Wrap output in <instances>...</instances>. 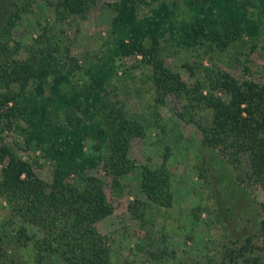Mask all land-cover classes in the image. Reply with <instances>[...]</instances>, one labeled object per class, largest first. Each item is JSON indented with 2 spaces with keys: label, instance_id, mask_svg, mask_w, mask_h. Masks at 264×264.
Listing matches in <instances>:
<instances>
[{
  "label": "trees",
  "instance_id": "trees-1",
  "mask_svg": "<svg viewBox=\"0 0 264 264\" xmlns=\"http://www.w3.org/2000/svg\"><path fill=\"white\" fill-rule=\"evenodd\" d=\"M87 1H50V22L41 25L38 37L17 57L19 42L9 44L5 35L22 5L0 0V119L19 130L26 145L39 147L51 164L50 181H45L1 142L0 195L10 207L6 220L10 223L18 217L21 224L13 227L14 232L23 244H31L41 263L108 264V248L94 223L112 205L101 178L86 170L101 159L113 177L130 170L128 138L141 133L140 124L119 114L114 128L105 127L102 107L107 103L105 85L114 58L150 54V77L157 92L190 91L158 57L167 41L188 47L204 38L222 48L243 35L256 37L264 29V0H119L103 50L82 67L87 81L76 84L72 74L80 65L52 29L80 12ZM141 4L147 11L140 14ZM182 13L186 17L180 19ZM209 71L211 87L206 84L202 93L196 85L198 93L192 97L196 105L203 103L211 110L208 122L199 123L201 142L229 159L240 187L245 190L241 182H252L264 192V80H238L224 69L212 75ZM213 87L225 97L214 93ZM30 91L38 101L28 104L19 123L20 115L8 102ZM88 137L93 139L89 146ZM139 186L151 201L170 204L168 173L162 165L143 167ZM259 208L262 214L259 210L253 215L252 227L264 232V200L258 202ZM25 224L35 225L40 235L29 233Z\"/></svg>",
  "mask_w": 264,
  "mask_h": 264
},
{
  "label": "rangeland",
  "instance_id": "rangeland-1",
  "mask_svg": "<svg viewBox=\"0 0 264 264\" xmlns=\"http://www.w3.org/2000/svg\"><path fill=\"white\" fill-rule=\"evenodd\" d=\"M50 1L16 0L22 11L5 36L9 44L19 42L17 57L26 53L41 25L50 22ZM118 1L88 0L80 12L55 23L52 31L80 65L72 74L76 84L87 81L82 67L103 50ZM146 9L141 4L139 13ZM185 17L186 13L179 15ZM152 57L137 53L115 57L105 85V127H115L117 114L141 126L140 134L128 138L132 168L113 177L101 159L86 170L101 178L112 205L111 211L94 223L108 248V264H260L264 232L252 226L264 192L252 182H241L245 190L240 187L229 159L203 145L199 123L208 122L211 110L203 103L196 105L192 97L198 93L196 85L202 93L206 84L211 87L207 69L211 75L224 69L238 80L263 81L264 29L256 37L243 35L222 48L204 38L188 47L167 41L158 57L190 91L157 92L150 77ZM212 91L224 96L218 87ZM32 101L38 98L30 91L8 102L20 115L19 123ZM92 141L88 137L86 145ZM1 142L27 160L37 176L50 181L51 164L41 149L26 145L19 130L0 119ZM160 165L168 173L169 205L151 201L139 186L141 169ZM9 215V203L0 195V264H50L37 261L31 244H23L16 236L13 227L21 221L13 217L8 223ZM25 225L29 233L40 235L35 225Z\"/></svg>",
  "mask_w": 264,
  "mask_h": 264
}]
</instances>
